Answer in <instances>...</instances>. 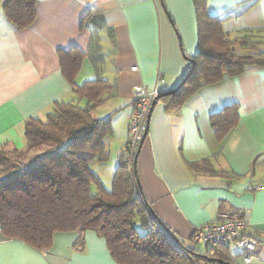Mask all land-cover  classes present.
I'll list each match as a JSON object with an SVG mask.
<instances>
[{
	"label": "crops",
	"instance_id": "1",
	"mask_svg": "<svg viewBox=\"0 0 264 264\" xmlns=\"http://www.w3.org/2000/svg\"><path fill=\"white\" fill-rule=\"evenodd\" d=\"M4 1L0 148L24 150L25 121L44 119L58 102L75 98L58 52L76 55V84L101 78L110 85L92 110L95 118H110L108 159L90 160L91 170L101 182L106 176L109 185L102 183L110 187L125 150L134 88L156 89L160 98L134 166L152 213L194 249L199 247L190 242L194 228L218 212L237 213L259 240L251 264H264V66L202 83L184 97L178 113H170L167 103L186 91L177 92L199 50L194 0H37L34 20L23 28L6 17ZM205 11L220 20L230 38L246 35L256 45L264 42V0H206ZM214 117L218 127L224 125L219 132ZM200 248V264H240V252L232 246L214 254ZM0 264L120 263L93 229L56 231L48 247L37 249L5 237L0 226Z\"/></svg>",
	"mask_w": 264,
	"mask_h": 264
},
{
	"label": "trees",
	"instance_id": "2",
	"mask_svg": "<svg viewBox=\"0 0 264 264\" xmlns=\"http://www.w3.org/2000/svg\"><path fill=\"white\" fill-rule=\"evenodd\" d=\"M36 1L5 0L2 9L16 28H23L34 20ZM205 3L194 0L199 50L177 92L186 91L167 103L170 113H178L184 97L202 83L239 74L250 65L264 66V49L246 35L230 38L220 20L206 14ZM58 55L75 98L58 102L44 119L25 121L24 150L0 148L3 235L43 249L56 231L93 229L120 264H192L204 257L168 234L169 229L152 213L136 183V155L129 163L124 150L110 187L91 170V159H108L105 138L110 133V118H95L92 110L104 100L110 85L101 78L76 84L72 75L79 67L78 56L62 51ZM79 99L86 104L80 106ZM215 119L212 125L219 132L224 125L218 127Z\"/></svg>",
	"mask_w": 264,
	"mask_h": 264
},
{
	"label": "built area",
	"instance_id": "3",
	"mask_svg": "<svg viewBox=\"0 0 264 264\" xmlns=\"http://www.w3.org/2000/svg\"><path fill=\"white\" fill-rule=\"evenodd\" d=\"M159 98L156 89L149 90L144 85L134 88L124 155L129 163L133 162L143 137L151 104ZM250 227V223L237 213L218 212L213 221L194 228L190 242L194 246H203L209 250L232 246L240 252V264H251L257 254L259 240L255 233L249 231Z\"/></svg>",
	"mask_w": 264,
	"mask_h": 264
},
{
	"label": "rangeland",
	"instance_id": "4",
	"mask_svg": "<svg viewBox=\"0 0 264 264\" xmlns=\"http://www.w3.org/2000/svg\"><path fill=\"white\" fill-rule=\"evenodd\" d=\"M257 39V41L259 40V41H262V39H260V38H256ZM209 46V45H208ZM207 46V47H208ZM259 48H264V42L262 43V44H259V45H257ZM236 49H239L238 48V46H236ZM43 148H46L45 146H43ZM106 175V174H105ZM0 177H2L3 178V175L2 174H0ZM102 182L107 186V185H109V181L107 180V178H106V176L103 178V180H102ZM95 187H93V189H94ZM139 231L140 232H142V230L139 228ZM196 250L197 251H202V249L200 248V247H197L196 248ZM191 263L192 264H199L196 260H194V261H191Z\"/></svg>",
	"mask_w": 264,
	"mask_h": 264
},
{
	"label": "water",
	"instance_id": "5",
	"mask_svg": "<svg viewBox=\"0 0 264 264\" xmlns=\"http://www.w3.org/2000/svg\"><path fill=\"white\" fill-rule=\"evenodd\" d=\"M162 4H163V3H162ZM163 6H164V5H163ZM190 61H191L192 65H193V64H194V60H193V59H190ZM159 97H160V96H159ZM154 104H155V102H152L151 107H150V109H149L148 116H147V122H148V117H149L150 111H151L152 107L154 106ZM147 122H146V127H145V131H144L143 137H142V139H141V141H140V144H139L138 149H137V152H136V156H137V154H138V151H139V149H140V146H141V144H142V142H143V140H144V138H145V136H146V133H147ZM167 232H168V234L170 233V235L174 236V234H173L170 230H167ZM211 260H214V259H211Z\"/></svg>",
	"mask_w": 264,
	"mask_h": 264
}]
</instances>
